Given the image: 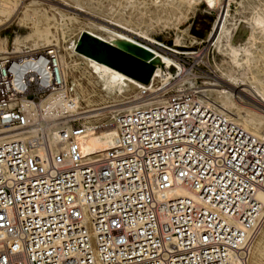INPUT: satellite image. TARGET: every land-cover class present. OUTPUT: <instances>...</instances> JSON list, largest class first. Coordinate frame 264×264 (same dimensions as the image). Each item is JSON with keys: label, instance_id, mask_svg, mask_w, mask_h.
I'll use <instances>...</instances> for the list:
<instances>
[{"label": "built area", "instance_id": "built-area-1", "mask_svg": "<svg viewBox=\"0 0 264 264\" xmlns=\"http://www.w3.org/2000/svg\"><path fill=\"white\" fill-rule=\"evenodd\" d=\"M158 87L112 113L111 149L84 154L85 122L36 112L48 98L74 109L57 49L0 56V264H247L264 142L198 89L151 103Z\"/></svg>", "mask_w": 264, "mask_h": 264}, {"label": "rangeland", "instance_id": "rangeland-1", "mask_svg": "<svg viewBox=\"0 0 264 264\" xmlns=\"http://www.w3.org/2000/svg\"><path fill=\"white\" fill-rule=\"evenodd\" d=\"M30 1L32 0H15L16 4L18 3L17 7L21 9L26 7L27 3ZM35 1L46 6H55L46 0ZM263 1L264 0H181L182 4L179 7L180 14L173 13L166 15L159 12V14L155 15L154 8L160 4V0H79L81 5L79 9H81L82 12L84 11L83 13H76L70 9H63L56 6L59 10L63 11L66 16L70 17L71 20H64L60 30L50 27V31L51 34L55 36L52 40L57 42L56 49L59 59L65 52L69 51H71V59H79L84 57L83 51L79 50V48H86V44L89 43V40L85 36L89 38L93 37L95 41L102 44L107 41V35L100 36L95 32L90 33V35L81 33L82 31L90 30V25L101 26L102 23L100 20H106L112 23H125L127 25L129 24V26L134 29H140L143 31L142 33L138 34L131 32L126 35V39L130 41L133 46L139 45L143 51H136L131 45H127L125 48V55L132 56L135 60L140 62L138 63L139 67L143 64L150 67L151 73L149 77H156L155 82L159 85L158 89H155V91L159 92L156 95L165 93L163 96L166 97L172 94L173 91L177 92L183 89L195 88L203 90V88H206L204 87L206 83L215 81L216 79L214 76L219 75L218 70L221 64L223 65L222 61L226 62L228 59V45L236 46L240 43L241 45L250 47V45H247V40L245 39L249 34L248 27L250 18L252 19L253 17L255 7L263 5ZM68 4L75 7L73 4ZM17 13L12 18L10 17V19H8V21L10 20L9 22L0 27V41L5 44L7 52L11 51L12 40L23 35L28 29L26 25L29 24L28 21L26 19H23L24 21L22 19L17 21ZM223 17V30H221L220 26ZM262 17L264 19V14ZM234 29H237V34H235ZM31 35L33 36V34ZM254 35L255 37H259L258 33H254ZM217 39L220 41L218 46L214 44ZM226 40L229 42L227 41V43ZM255 46L260 49L263 47V45L261 46L256 43ZM260 49L252 52L250 62H257L261 65L264 64V59L260 58L264 50ZM1 52L2 51H0V53ZM175 62L178 63L179 66ZM172 67H175L176 70ZM83 69L84 66L78 63L75 71L82 72ZM160 69L161 74L167 77V79L165 78L166 86H162V81L160 82L157 76ZM251 73L264 81L263 66L260 67L258 72L252 70ZM87 75L89 74L86 70V76ZM225 80L229 81L228 78ZM245 81H247V79H243V81L236 85L242 89L244 88ZM93 83L94 82L90 81L86 86L87 90L93 92L90 96L91 104H94L95 107L97 104H99V106L112 104L110 102L111 99L102 96L98 86ZM74 85L76 89V84ZM81 85L85 86V81H82ZM163 88L164 90H161ZM131 95H134L131 100L136 101L139 99L136 97V89L129 96ZM239 96L242 107L244 106L250 110L256 111L254 109L255 107L252 106L246 97L242 95ZM100 98H102V100H100ZM140 101L142 102L143 100H139L138 102ZM80 104L84 107L83 103ZM113 109H116V107H113ZM113 109L108 108L96 113L111 112ZM83 110L85 109L74 108L69 115L70 117L68 115H61L60 112L56 111L55 115L48 114L45 118L47 121H50V123L54 124L63 123L68 119H72L75 125L85 122L88 131L82 141L83 147L91 143H98L99 145L111 143V145L114 146V139L116 138L117 140V137L115 127L110 125L109 120L111 115H106L104 119L98 121L93 118L84 119V117L76 116L84 112ZM100 125L102 127H100ZM110 129H112L113 132L110 131ZM259 237L264 240V220H262L260 225Z\"/></svg>", "mask_w": 264, "mask_h": 264}, {"label": "bare ground", "instance_id": "bare-ground-1", "mask_svg": "<svg viewBox=\"0 0 264 264\" xmlns=\"http://www.w3.org/2000/svg\"><path fill=\"white\" fill-rule=\"evenodd\" d=\"M46 1L55 6H49V5L46 6L38 1L32 0L29 3H27L26 7L21 9L17 7L18 3L16 4L15 0H0V27L5 25L7 22H9L10 20L8 21V19L16 15L17 12H18L16 16L17 21L21 19L22 20L26 19L29 23L26 24L28 27L27 31L20 37H16L12 40L11 53L22 52V50L35 51L48 46L56 48L57 42L52 40V38L55 36L51 34L50 27H54V29L60 30V28L62 27V22L64 20L66 19L71 20L70 17L66 16V14L63 13V11L59 10L57 7L63 9H70L71 11H74L76 13L84 12V11L82 12V10L79 9L81 8L79 0H46ZM68 3L73 4L75 7L70 6ZM181 4H182L181 0H160V4L156 8H154L155 15L159 14V12L166 15L173 13L180 14L179 7L181 6ZM263 14H264V4L256 6L255 11H253V17L252 19L250 18V23L248 27L249 34L247 33L248 34L247 38H245L247 40V45H250V47L241 45L240 43L237 44L236 46L228 45V50H229V53H227L228 59L226 62L222 61L223 65L221 64L218 70L219 75L214 76L216 80L213 82L210 81L211 83H206L204 85V87L206 88H203V90H199V92L206 95L214 105H216L221 110H223L226 117H228L230 120L238 124L245 131L256 136L261 142H264V81L261 80L259 77L253 75L251 71L255 70L258 72L261 66L264 67V64L261 65L258 64L257 62L252 63L250 62V57L253 51L260 49V48H256L255 43L260 44L261 46L263 45L261 49L264 50V19L262 17ZM224 17L222 19L223 21L220 26L221 30H223ZM100 21L102 23L101 26L90 25L91 26L90 30L82 31L81 33L90 35V33L95 32L100 36L107 35L108 39L107 41H105L104 44L95 41V39L91 37L90 39L93 40V44H88V45L89 47L91 46L92 49L94 48V50H90V48H84V47L79 48V50L83 51L84 57L79 59H75V58L71 59L70 58L71 51L65 52L63 56L59 55L60 59L58 57L59 64L63 70V74L73 79L74 84H76V90H75L76 101L74 108L85 109L83 110L84 112L79 113L76 116H81L82 118L84 117V119L93 118L96 119L97 121L104 119L106 115H112V113L134 110L145 106V104L147 103L146 100L145 101L143 100L142 102L141 101L138 102L139 99H137L136 101H134L131 100V98L134 95L131 96L129 95L135 89L147 86L148 83H152L153 81L156 80V77L154 78L148 77V81L146 84L138 81L132 76L135 75L134 70L136 67L139 66L138 63L140 62L136 60L133 63V65H129L123 61L127 57L125 55V48L127 45H131L136 51L139 52L143 51L139 45L133 46L132 43L126 39L127 38L126 35L131 32L140 34L143 31H141L140 29H134L131 26H129V24L127 25L125 23H120V22L112 23V22H107L106 20L105 21L100 20ZM234 30H235V34H237V29ZM254 33L255 34L258 33L259 37H255ZM31 34H33V36ZM227 41L228 40H226V42ZM214 44L218 46L220 44L219 39H217ZM95 47L97 48V50L95 49ZM109 49L117 50L118 56L117 55L111 56V54L108 51ZM0 51H2L0 55L10 53L7 52V48L2 41H0ZM113 57H115L116 60H114ZM260 58L264 59V51ZM78 63H81L84 66L82 72L75 71ZM86 70L88 71L89 74L87 76H86ZM125 73L129 75H126ZM158 73L159 74L157 76L159 77V81L160 82L162 81V86H166L167 85L166 75L161 74V69L160 71H158ZM226 78H228L229 81H226L225 80ZM243 79H247V81H245V85L243 86L244 88L240 89L239 86H237L236 84L243 81ZM82 81H85V86L81 85ZM90 81L94 82L93 84H96L98 86L102 96L111 99L110 102L112 104L110 105L104 104L102 106H99V104H97L96 107L94 106V104H91L90 96L93 92L87 90L86 88V86L90 83ZM208 87H212V88H208ZM161 90H164V88ZM152 92H154V94L159 93L158 91L155 90ZM164 94L165 93H160L159 95H156L155 97L152 98L154 101H150V102L155 103L161 101L164 97L163 96ZM239 95L246 97L247 100L252 104V106L255 107L254 109L256 111L250 110L244 106L242 107L241 105L242 103ZM100 100H102V98H100ZM80 103H83L84 107L81 106ZM113 107H116V109H113ZM108 108H112L113 110H111V112L96 113L100 110H105ZM26 109H28L31 112L33 111V109L29 107H27ZM56 111L60 112V114L62 115L63 104L57 99L53 100L50 98L46 99L39 106V111L36 109V112L37 113L40 112L43 118H45L46 115L48 114L55 115ZM100 127L102 126L100 125ZM110 131H112V129H110ZM116 137H117V132H116ZM114 142L116 144V138L114 139ZM82 147L83 145L81 143V150L84 154H92V153H99L111 149L113 146L111 145V143H108L107 145H102V144L99 145L98 143H91L90 145H86V147L83 148ZM259 233H260V226L251 240L248 250L247 264H264V240L260 239Z\"/></svg>", "mask_w": 264, "mask_h": 264}, {"label": "water", "instance_id": "water-1", "mask_svg": "<svg viewBox=\"0 0 264 264\" xmlns=\"http://www.w3.org/2000/svg\"><path fill=\"white\" fill-rule=\"evenodd\" d=\"M88 40H89V43L88 44H93V40H91L90 38H88L87 36H85ZM88 44H86V48H90V50H94V48L92 49V47L90 46L89 47V45ZM85 48V47H84ZM95 49L97 50V48L95 47ZM99 50V49H98ZM109 51V53L111 54V56H116L117 54H118V51L117 50H111V49H109L108 50ZM94 52V51H93ZM120 54H123V53H120ZM118 56V55H117ZM126 57V56H125ZM113 59L114 60H116L115 59V57H113ZM126 64H129V65H133V63L136 61L135 59H134V57H132V56H127L124 60H123ZM123 61H121V62H123ZM142 67V68H141ZM137 68V69H136ZM135 68V70H134V74L135 75H133L132 77L133 78H135V79H137L138 81H140V82H142V83H144V84H146L147 83V81H148V77H149V75H150V73H151V70H150V67H147V66H145V64H143L142 66H138V67H136ZM126 75H129V74H127V73H125Z\"/></svg>", "mask_w": 264, "mask_h": 264}]
</instances>
